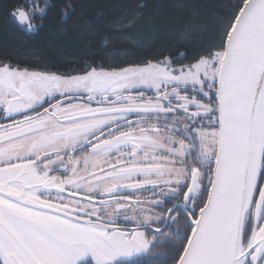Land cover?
Segmentation results:
<instances>
[{"label": "snow or ice", "instance_id": "snow-or-ice-1", "mask_svg": "<svg viewBox=\"0 0 264 264\" xmlns=\"http://www.w3.org/2000/svg\"><path fill=\"white\" fill-rule=\"evenodd\" d=\"M214 7L196 54L0 59V264H264V0ZM56 8L0 17L38 35Z\"/></svg>", "mask_w": 264, "mask_h": 264}, {"label": "trees", "instance_id": "trees-1", "mask_svg": "<svg viewBox=\"0 0 264 264\" xmlns=\"http://www.w3.org/2000/svg\"><path fill=\"white\" fill-rule=\"evenodd\" d=\"M57 8L38 35L24 34L0 17V59L46 65L41 70H80L142 63L177 51L196 54L212 39L218 0H52ZM74 10L62 19L59 5ZM147 5V7H144ZM187 63V60H183Z\"/></svg>", "mask_w": 264, "mask_h": 264}, {"label": "flooded vegetation", "instance_id": "flooded-vegetation-1", "mask_svg": "<svg viewBox=\"0 0 264 264\" xmlns=\"http://www.w3.org/2000/svg\"><path fill=\"white\" fill-rule=\"evenodd\" d=\"M155 259L163 260L164 257L163 256H159V257H156ZM80 264H95V260L91 256V254L89 253L88 256L86 258H84L83 261ZM115 264H118V262H116Z\"/></svg>", "mask_w": 264, "mask_h": 264}, {"label": "rangeland", "instance_id": "rangeland-1", "mask_svg": "<svg viewBox=\"0 0 264 264\" xmlns=\"http://www.w3.org/2000/svg\"><path fill=\"white\" fill-rule=\"evenodd\" d=\"M82 261H83V259L78 260V261H77V264H80ZM115 263H116V262H115Z\"/></svg>", "mask_w": 264, "mask_h": 264}]
</instances>
